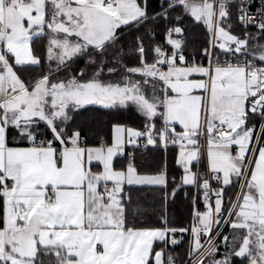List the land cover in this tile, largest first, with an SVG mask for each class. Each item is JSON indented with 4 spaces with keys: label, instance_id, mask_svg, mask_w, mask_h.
Segmentation results:
<instances>
[{
    "label": "snow or ice",
    "instance_id": "snow-or-ice-1",
    "mask_svg": "<svg viewBox=\"0 0 264 264\" xmlns=\"http://www.w3.org/2000/svg\"><path fill=\"white\" fill-rule=\"evenodd\" d=\"M0 264H264V0H0Z\"/></svg>",
    "mask_w": 264,
    "mask_h": 264
},
{
    "label": "trees",
    "instance_id": "trees-1",
    "mask_svg": "<svg viewBox=\"0 0 264 264\" xmlns=\"http://www.w3.org/2000/svg\"><path fill=\"white\" fill-rule=\"evenodd\" d=\"M191 39L193 42H200L202 40V29H195L192 32ZM104 122L111 119H120L128 121L129 123H137L136 117L131 113H121L116 115H104L101 117ZM170 163V167H171ZM157 195L151 190L145 189L143 191L134 192V199H138L141 205V211L147 209L151 212L152 208H158L159 205L153 200V197ZM170 215L179 222H186L188 217V205L183 200V194L176 200L175 204L169 207ZM152 218V217H149ZM177 252H182V249H177Z\"/></svg>",
    "mask_w": 264,
    "mask_h": 264
}]
</instances>
